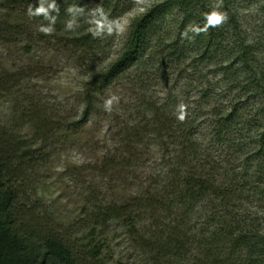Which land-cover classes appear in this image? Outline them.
Returning a JSON list of instances; mask_svg holds the SVG:
<instances>
[{
  "label": "trees",
  "instance_id": "16d2710c",
  "mask_svg": "<svg viewBox=\"0 0 264 264\" xmlns=\"http://www.w3.org/2000/svg\"><path fill=\"white\" fill-rule=\"evenodd\" d=\"M246 1L259 5L264 13V0H222L220 10L228 13L227 23L209 27L194 39L181 42L180 36L161 45L159 31L170 11L181 16L185 30L190 24L203 28L205 15L219 0H153L130 23L125 41L110 59L105 50L113 47L117 33L93 36L98 19L94 13L99 7L109 19L120 21L132 9L131 1L0 0V50L11 53L19 48L25 55L37 42H44L79 71L73 75L80 80L71 95L47 99L28 87L46 74L44 64L18 62L6 67L0 61V103L9 115L0 118V264H264V221L245 210L252 197L263 194L262 188L252 187L245 170L239 176L225 173L218 180L220 169L209 166L205 144L196 136L203 121L198 108L195 115L184 108V119H179L180 100L192 97L190 101L200 106L224 92L233 95L227 111L219 116L220 131L214 133L222 145L243 101L256 99L264 110V62L253 47L260 43L248 39L240 18ZM41 4L55 21L50 35L40 31L50 18L29 15L30 5L35 11ZM71 19L77 26L69 30ZM183 42L189 44L186 50ZM229 53V61L221 59L210 69L218 78L214 86L175 99L176 112L170 110V103L143 101V115L141 108L132 106L134 119L129 121L124 106L105 108L109 88L125 83L131 71L154 55L160 58L155 72L171 68L176 80L185 81L182 76L187 72L194 73L203 64L209 69L212 58ZM100 124L106 135L114 132L107 137L111 142L102 164L97 168L74 164L72 169L62 165L58 178L82 190L85 180L79 174L85 171L93 179L115 170L123 179L111 181L121 183L128 196L111 203L107 194L90 185L86 193L80 192L82 204L70 218L53 205L41 208L38 201L46 190L39 185L46 177L40 174L63 151L72 150L69 142L83 129L91 131ZM257 142L259 149L243 161L258 158L255 182L261 183L264 131ZM154 149L161 160L152 159ZM169 149L172 157L167 159L164 153ZM204 201L211 202L210 209L199 208ZM121 245L127 253L111 251Z\"/></svg>",
  "mask_w": 264,
  "mask_h": 264
},
{
  "label": "rangeland",
  "instance_id": "374dc122",
  "mask_svg": "<svg viewBox=\"0 0 264 264\" xmlns=\"http://www.w3.org/2000/svg\"><path fill=\"white\" fill-rule=\"evenodd\" d=\"M128 1H131L132 9L124 14L120 20V24L125 27L126 31L122 35L117 34V39L113 47L110 50H105L106 52L109 51L110 59L115 57L118 50H120L129 32L130 23L144 13L153 2V0ZM243 5H245V7H242L243 10L240 18L244 33L252 43H260L258 46H253L255 50L254 53L257 58L261 59V62H264V54L260 52L261 49L264 53V13L259 9V5L254 2L246 1V4ZM181 20V16L175 11H170L167 14L164 24L159 31L161 45H165L169 40L180 36L182 42L184 37H182L181 34L185 31L186 24H181ZM21 45L22 44H20V47ZM188 45L187 42H183L185 50L189 47ZM195 49L196 48L193 47L191 51L194 52ZM18 51L21 52V49L18 48L15 50V48H13L11 53L0 50V61L6 67H10L18 62L24 65L32 64L33 61L39 62L41 65L44 64L46 67V74L42 75L41 78L37 77L33 79L30 86H28L32 91H36L37 94L41 95L43 98H56L58 100L63 96L71 95L75 91L77 82L80 80L74 75L77 72L79 73V71L74 69L72 64L68 61L65 63L66 60L64 57L61 58L59 53L54 55L48 44L37 42L33 47V51L25 55H21ZM190 55H192V53ZM158 57V55L152 56V59L148 62L146 61L145 65L141 66L139 70L131 71L125 83H116L107 91L108 97L115 96L117 98L111 107L118 108L119 105L124 106L126 110L125 114L127 115L126 118L129 121L134 119V109L132 106L141 108L140 112L143 115V107L141 106L143 101H153V103L157 105L170 103V110L176 112L177 106L175 104V99L181 96V98L187 99L188 93H190V95H197L200 88L204 86H214L218 78L216 77L214 79L215 74L210 71L212 65L218 63L221 59L227 62V60L229 61V57L232 56L231 53H229L225 55L224 58H212L210 64L207 65L209 69L206 68V64L200 65L196 69V72H187L182 76L186 79L185 81L184 79L180 81L176 80L171 68H169V71L155 72L154 70L160 59ZM178 70L179 68L175 69V72ZM188 71L191 70L189 69ZM183 86L189 88V92H187L186 88ZM138 88H142V92H140ZM237 91L234 92L237 95L242 93L241 91L239 93ZM247 95L248 92L243 95V100L247 99ZM232 98L233 95H228L227 92H224L221 96H217V98L212 97L208 103L204 104L205 106L202 102L200 106H198L199 104L192 103V101H190L193 100L192 97L186 101L180 100L179 103L180 105H184L185 109H190V115L196 114V107L198 108L199 116L202 115L200 119H203V121L199 126L196 136L199 138V141L205 144L207 149L206 154L209 156L207 159L209 161L207 162L209 166L211 168H216L217 166L220 169L216 174L217 179L222 180L223 177L226 176L225 173L230 172L237 173L239 176V173L245 170V175L248 180L250 179L252 187L255 189L262 188L263 194L252 197L247 207H245L247 215L251 217L259 216L260 218L257 217L256 219H259L262 223L264 221V174L260 173V177H258V179H261L259 180L261 183H256L257 176L255 177V172L258 158L251 157L245 162L243 160L245 157L249 158V156L260 147V143L257 141L259 140L260 133L264 131V110L262 109L263 107L261 108V106H259L256 99L249 100L248 104L243 101L244 104H240L241 109L237 113L234 125L232 124L231 127L226 129L227 132L223 137L224 143L221 145L214 133L220 131L218 129V125H220L219 116L225 113V110L227 111L229 101ZM244 106L247 107L245 108ZM5 107L3 103H0V118L9 116L6 113L7 110ZM106 132L108 131L102 124L91 131H89V129H83L76 140L69 142V144L73 146L72 150L63 151L61 155L54 158L52 166H48L44 169V174H40V176L42 178L46 177V181L42 185H39V187H44L46 193L45 196L38 201V203L41 204V208L45 207L47 209L48 206L53 205L57 208L59 214L63 215L66 219L70 218L74 216L76 207L82 204L80 200L83 196L80 195V192L86 193V191L89 190L87 186L90 185L94 186V188L97 187L101 192L103 191L107 194L111 203H118L120 200L125 199V196H128L125 195L127 191L125 190L124 192V190H122L120 186L121 183H114V180L111 181L112 178L123 179L122 175L115 170H110L104 176L98 178L94 177L93 179H91V174L85 171L79 174V176H82L85 180L82 190L77 186L78 184L73 186L75 183L68 184L58 178L62 173V165L71 168L74 164L79 165L84 163L83 165L91 164L93 168L99 167L108 154L106 152L109 151H106V149L109 147L111 141L107 137L114 133L112 131L111 134L106 135ZM93 145L96 146V148H93L95 150L91 149ZM156 152L157 151L154 149L151 154L152 159L161 160V153ZM170 152L171 150L169 149L168 153H164L165 158L168 159V156L172 157ZM261 158L264 159L263 157H260V159ZM151 166L152 164H150V168ZM228 177H230V174H228ZM55 181L58 182L59 185L55 184ZM238 182L240 183V181ZM239 183H237V187H239ZM58 197H60V199L57 200ZM207 207L210 209L211 202L204 201L199 205V208L208 209ZM112 247L111 245V249ZM111 251L120 252L122 254L123 252L127 253L125 245H121V248Z\"/></svg>",
  "mask_w": 264,
  "mask_h": 264
},
{
  "label": "clouds",
  "instance_id": "9594fccd",
  "mask_svg": "<svg viewBox=\"0 0 264 264\" xmlns=\"http://www.w3.org/2000/svg\"><path fill=\"white\" fill-rule=\"evenodd\" d=\"M223 3L222 0H219V2L216 5V8L212 10L210 13H207L205 15V25L203 28H201L199 25L190 24L188 28L181 34L182 37L188 38V39H194L196 35L201 34V32L206 31L209 27L215 28L220 27L227 23L229 17L228 13L226 11H221ZM51 7V6H50ZM58 11V9H57ZM82 11V9H81ZM29 15H44L46 18L49 17L48 10H46L42 4L36 6L35 11H33L32 6H29ZM94 16H98V19L94 20L95 27L91 30L93 36H101L103 34L112 35L113 33L117 34H124L126 31L125 27L120 24L119 19H109L108 15L104 13L102 8H97ZM54 18H50V24L48 26H42L40 28V31L46 35H50L54 32V27L52 26L54 24ZM76 21L75 19H71L67 22V29L71 30L76 27ZM189 31L192 33V36L189 37L188 33ZM117 98L115 96L110 97L105 101V108L106 110H111V106L113 102ZM181 114L179 116V119H184V105L180 106Z\"/></svg>",
  "mask_w": 264,
  "mask_h": 264
}]
</instances>
